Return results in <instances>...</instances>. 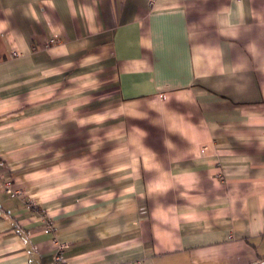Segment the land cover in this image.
<instances>
[{"label": "crops", "instance_id": "crops-1", "mask_svg": "<svg viewBox=\"0 0 264 264\" xmlns=\"http://www.w3.org/2000/svg\"><path fill=\"white\" fill-rule=\"evenodd\" d=\"M0 177V264H259L264 0H0Z\"/></svg>", "mask_w": 264, "mask_h": 264}, {"label": "built area", "instance_id": "built-area-1", "mask_svg": "<svg viewBox=\"0 0 264 264\" xmlns=\"http://www.w3.org/2000/svg\"><path fill=\"white\" fill-rule=\"evenodd\" d=\"M58 41L59 39L57 37H53L47 41L46 45L50 46L52 44L57 43ZM0 189L11 194L12 196L21 195L24 193V190L18 187L11 180L2 179L1 177H0ZM44 230L46 232H53L54 225L50 220L46 222ZM56 243H57V246H56L55 253L53 254V263L54 264H69L68 259L65 255V251L67 247L66 243L60 242L57 240H56Z\"/></svg>", "mask_w": 264, "mask_h": 264}, {"label": "water", "instance_id": "water-1", "mask_svg": "<svg viewBox=\"0 0 264 264\" xmlns=\"http://www.w3.org/2000/svg\"><path fill=\"white\" fill-rule=\"evenodd\" d=\"M259 264H264V260H262Z\"/></svg>", "mask_w": 264, "mask_h": 264}]
</instances>
